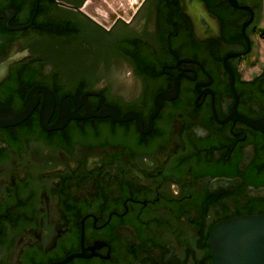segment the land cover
Here are the masks:
<instances>
[{
  "label": "water",
  "instance_id": "water-1",
  "mask_svg": "<svg viewBox=\"0 0 264 264\" xmlns=\"http://www.w3.org/2000/svg\"><path fill=\"white\" fill-rule=\"evenodd\" d=\"M203 1L221 39L184 0L140 33L0 0V264H264V65L236 69L262 0Z\"/></svg>",
  "mask_w": 264,
  "mask_h": 264
},
{
  "label": "flooded vegetation",
  "instance_id": "flooded-vegetation-1",
  "mask_svg": "<svg viewBox=\"0 0 264 264\" xmlns=\"http://www.w3.org/2000/svg\"><path fill=\"white\" fill-rule=\"evenodd\" d=\"M54 2L56 5L82 13L106 32H109L120 19L135 33H140L148 16V4L150 10H153L151 0H141L129 20L119 18L110 27H105L84 12L74 8V6L80 7L85 0H82L79 5H74L64 0H54ZM246 3L249 4L250 0H246ZM184 4L186 7L184 13L191 18L194 29L200 39H221L222 32L220 20L215 14L209 12L203 0H184ZM249 41L250 49L244 54L240 53L236 61L238 77L240 80L246 81L252 80L255 76H258L262 72L264 65V0H262V18L257 25H254L250 29ZM250 103L253 112L264 108V103H262L259 98L251 97Z\"/></svg>",
  "mask_w": 264,
  "mask_h": 264
},
{
  "label": "bare ground",
  "instance_id": "bare-ground-1",
  "mask_svg": "<svg viewBox=\"0 0 264 264\" xmlns=\"http://www.w3.org/2000/svg\"><path fill=\"white\" fill-rule=\"evenodd\" d=\"M103 1V3H104V5H103V8L102 7H99L100 5V2H102ZM126 2H127V4H126V6H130L131 7V10H129L128 11V13H125V14H120L116 9V12L115 11H111L110 9H107L110 5H112V6H115V5H113V4H111L112 2H115V0H96L95 1V3L94 2H92L91 1V3L89 4V5H87V6H85V9H88V11H90L91 13L94 11H97L98 9H106V13L104 14V18H106L107 16H110V21L108 22V23H111V22H113L116 18H117V16H119V15H123V16H125L126 18L127 17H129L131 14H133V12L135 11V8H133V6H132V0H125ZM87 2V1H86ZM83 4H85V2L83 3ZM82 4V5H83ZM82 5L79 7V9L80 10H82L86 15H88L84 10L85 9H81V7H82ZM94 6L96 7V8H94ZM98 7V8H97ZM107 14V15H106ZM94 15H95V17H98L99 18V16H98V12L96 13H94ZM89 17H91V18H93V16H91V15H88ZM94 19V18H93ZM96 20V19H95ZM98 20V19H97ZM96 20V21H97ZM102 20V19H101ZM100 21V20H99ZM99 21H97V22H99ZM100 23V22H99ZM100 24H102V23H100ZM102 25H104V24H102ZM109 25V24H108ZM105 27L107 26V25H104Z\"/></svg>",
  "mask_w": 264,
  "mask_h": 264
},
{
  "label": "rangeland",
  "instance_id": "rangeland-1",
  "mask_svg": "<svg viewBox=\"0 0 264 264\" xmlns=\"http://www.w3.org/2000/svg\"><path fill=\"white\" fill-rule=\"evenodd\" d=\"M87 1V2H86ZM91 1L92 2H94L95 3V1L96 0H85V4H83L82 5V7H81V9H85V6H87V5H89L90 3H91ZM63 7V6H62ZM107 9H110L111 11H115L116 12V8H115V6H112V5H110ZM116 9V10H115ZM88 15H91V16H93V18L94 19H98L97 21H99L100 23H102V24H104V25H107L106 27H110L117 19H119V18H123V19H126V20H129L130 18H131V15L129 16V17H125V16H123V15H119V16H117V18L113 21V22H111V23H108L109 21H110V16H107L106 18H104V14L106 13V9L104 10V9H98L97 11H95L96 13L98 12V16H99V18L98 17H95V15H94V11L91 13L90 11H88V9H85L84 10ZM107 15V14H106ZM102 19V20H101ZM109 24V25H108ZM264 44V43H263Z\"/></svg>",
  "mask_w": 264,
  "mask_h": 264
}]
</instances>
